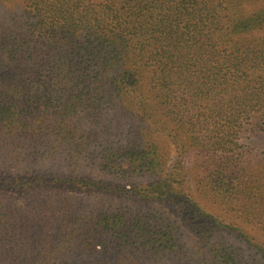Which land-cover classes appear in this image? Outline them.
Returning <instances> with one entry per match:
<instances>
[{"label":"trees","instance_id":"16d2710c","mask_svg":"<svg viewBox=\"0 0 264 264\" xmlns=\"http://www.w3.org/2000/svg\"><path fill=\"white\" fill-rule=\"evenodd\" d=\"M16 4L0 264H264V0Z\"/></svg>","mask_w":264,"mask_h":264},{"label":"rangeland","instance_id":"374dc122","mask_svg":"<svg viewBox=\"0 0 264 264\" xmlns=\"http://www.w3.org/2000/svg\"><path fill=\"white\" fill-rule=\"evenodd\" d=\"M18 3L19 0H0V13L3 12L4 10H7V9H14L17 7V4L15 5V3ZM261 136H253V135H250V142L252 143V145H254L256 148L257 147H264V143L260 142V138ZM261 150V149H259ZM258 153V151L256 152ZM170 156H173V151L171 150V155ZM170 162V161H169ZM253 163V162H252ZM246 166V164H244ZM243 166V165H242ZM5 169H10L11 166H10V162H6L5 163V166H4ZM190 163L189 161L182 167L183 170L185 171H188L190 170ZM187 177H190V174H188ZM190 184L196 186V184H194L193 182H190ZM125 187L127 188L128 187V184L125 183L124 184ZM203 194V193H202ZM194 195L196 196V198L198 199L197 195H196V192H194ZM199 201L201 203V205H203L207 210H210L214 213H218L220 214V212H222V209L220 208V203L219 201H216L214 200L213 197H211L210 195H204L202 197H199ZM178 221H183L182 218H178ZM184 237H185V242H186V245L189 249H191V251L193 252H196V253H200V250L197 249L199 244L196 243L195 241V236L193 235V233L191 231H185L184 232ZM197 257L196 256H193L191 255V259H194L193 261H191V259H188L187 262L191 261V264H197Z\"/></svg>","mask_w":264,"mask_h":264}]
</instances>
